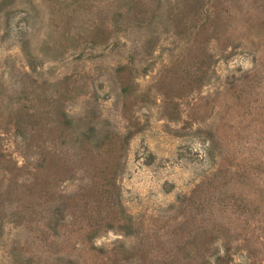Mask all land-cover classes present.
<instances>
[{
    "label": "rangeland",
    "instance_id": "1",
    "mask_svg": "<svg viewBox=\"0 0 264 264\" xmlns=\"http://www.w3.org/2000/svg\"><path fill=\"white\" fill-rule=\"evenodd\" d=\"M0 264H264V0H0Z\"/></svg>",
    "mask_w": 264,
    "mask_h": 264
},
{
    "label": "trees",
    "instance_id": "2",
    "mask_svg": "<svg viewBox=\"0 0 264 264\" xmlns=\"http://www.w3.org/2000/svg\"><path fill=\"white\" fill-rule=\"evenodd\" d=\"M206 65H207L206 59L202 58L200 62L196 65V67H199L198 70L201 71L200 68L206 67ZM202 71L200 74H202ZM116 74L120 80V85H121L120 91L122 95L125 96L127 94V88H126L127 82L130 79L129 71L127 67L121 66L117 68ZM197 79L201 80V76L197 77ZM58 119L60 122L59 124H60L61 133L65 132L70 128V120L66 118L63 113H59ZM89 131L91 132V130L88 129V132L86 133H89ZM86 133L82 135V140L80 141L81 144H83V146H85L84 144L88 143L89 141V137L86 136ZM94 148H95V153H92L86 147V150L83 154V156L85 155V157H83V160H85L86 163V171L91 173V177L93 180L92 186L91 187L89 186L90 189L88 195L92 197V202L94 203L97 202L95 209L94 210L92 209L91 212L94 213L96 217L103 212V210L99 209L98 205H103L104 208L107 209L109 203L113 200V197H115L116 188H115L114 179L116 176V172L119 168V162L123 151V140L117 135H110L107 137H103ZM86 152L87 155L85 154ZM41 157L42 160L38 164L39 169L44 170L46 168L51 167L50 164L53 163L51 154L45 153ZM192 192L194 193L196 191H192ZM72 198H74L77 202L78 200L77 196H73ZM80 200L82 201V199ZM86 204H88V202L85 199L83 205L84 208L87 210ZM74 205L78 208L77 203ZM88 217L90 219V216ZM106 225L107 227L110 228L109 224ZM97 229L98 226L93 229L91 228V231H89L90 232L89 237H92L98 231Z\"/></svg>",
    "mask_w": 264,
    "mask_h": 264
}]
</instances>
